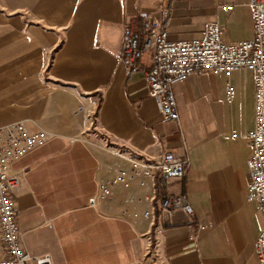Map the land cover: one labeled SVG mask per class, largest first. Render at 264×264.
<instances>
[{
  "label": "crops",
  "instance_id": "crops-1",
  "mask_svg": "<svg viewBox=\"0 0 264 264\" xmlns=\"http://www.w3.org/2000/svg\"><path fill=\"white\" fill-rule=\"evenodd\" d=\"M227 2L225 13L218 0H0V126L18 121L48 135L11 166L20 243L31 256L138 264L151 233L167 264H259L261 219L246 198L252 75L230 76V105L222 74L174 84L179 118L164 122L145 78L127 77L120 60L123 28L140 10L167 8L170 40L199 38L208 22L222 26L225 42L252 38L250 0ZM167 152L188 160L167 191L185 194L194 224L182 211L159 215L151 189L138 183L111 201L98 196L129 156Z\"/></svg>",
  "mask_w": 264,
  "mask_h": 264
},
{
  "label": "built area",
  "instance_id": "built-area-1",
  "mask_svg": "<svg viewBox=\"0 0 264 264\" xmlns=\"http://www.w3.org/2000/svg\"><path fill=\"white\" fill-rule=\"evenodd\" d=\"M218 1L223 12L233 9V4L227 0ZM250 7L253 37L237 42L222 39V26L218 22L205 23L199 38L170 40L169 10H140L136 14L137 23L125 24L123 28L120 60L127 77L141 74L145 78L148 94L157 100L164 122L179 118L174 84L209 71L222 74L226 78L225 102L230 105L236 96L230 76L236 71L252 75L253 125L246 133L249 148L246 198L260 215L261 226L254 247L259 264H264V0H250ZM146 59L150 60L149 65L144 64ZM232 135L235 136V132ZM47 138L45 130L30 131L23 122L0 126V264H51L48 254L31 256L21 246L14 203L19 178L11 171L13 163L42 146ZM187 166V159L172 152L151 160L129 156L125 167L117 168L109 179L99 183L98 196L111 201L119 192L138 183L151 189V198L158 200L159 215L173 216L182 211L194 224L195 213L185 194L167 191L173 181L185 176ZM152 215L150 210L143 212L145 218ZM145 238L146 247L138 264H167L152 234H145Z\"/></svg>",
  "mask_w": 264,
  "mask_h": 264
}]
</instances>
